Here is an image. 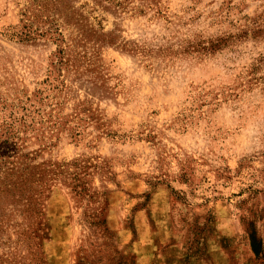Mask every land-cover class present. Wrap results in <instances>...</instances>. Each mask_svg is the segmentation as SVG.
I'll return each mask as SVG.
<instances>
[{"label": "rangeland", "instance_id": "obj_1", "mask_svg": "<svg viewBox=\"0 0 264 264\" xmlns=\"http://www.w3.org/2000/svg\"><path fill=\"white\" fill-rule=\"evenodd\" d=\"M0 264H264V0H0Z\"/></svg>", "mask_w": 264, "mask_h": 264}]
</instances>
